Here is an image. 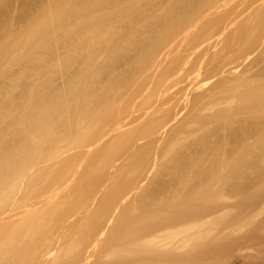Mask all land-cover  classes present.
<instances>
[{
  "label": "bare ground",
  "instance_id": "6f19581e",
  "mask_svg": "<svg viewBox=\"0 0 264 264\" xmlns=\"http://www.w3.org/2000/svg\"><path fill=\"white\" fill-rule=\"evenodd\" d=\"M245 241L264 264V0H0V264Z\"/></svg>",
  "mask_w": 264,
  "mask_h": 264
},
{
  "label": "rangeland",
  "instance_id": "374dc122",
  "mask_svg": "<svg viewBox=\"0 0 264 264\" xmlns=\"http://www.w3.org/2000/svg\"><path fill=\"white\" fill-rule=\"evenodd\" d=\"M57 79H56V81H57ZM58 81H59V79H58ZM54 83H56V82H54ZM241 232L243 233V231H241ZM242 233L239 232V235H241ZM248 242L249 243H247V241L243 242V245H244L245 249L242 246L243 250L242 251H239L240 254H236L235 257H233V259L231 260V263L230 264H245V261L246 260H245V258H243V255H244V257H246V254L249 255V253H250V241H248ZM239 252H236V253H239ZM246 259H248V256L246 257ZM232 261H234V262L232 263ZM249 261H250V258H249ZM246 264H250V262L248 263L246 261Z\"/></svg>",
  "mask_w": 264,
  "mask_h": 264
}]
</instances>
